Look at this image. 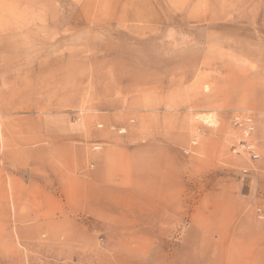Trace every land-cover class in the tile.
<instances>
[{
	"label": "rangeland",
	"instance_id": "obj_1",
	"mask_svg": "<svg viewBox=\"0 0 264 264\" xmlns=\"http://www.w3.org/2000/svg\"><path fill=\"white\" fill-rule=\"evenodd\" d=\"M0 264H264V0H0Z\"/></svg>",
	"mask_w": 264,
	"mask_h": 264
},
{
	"label": "crops",
	"instance_id": "obj_2",
	"mask_svg": "<svg viewBox=\"0 0 264 264\" xmlns=\"http://www.w3.org/2000/svg\"><path fill=\"white\" fill-rule=\"evenodd\" d=\"M97 158L101 159V157ZM109 177H111V175L108 174H106V177H104L102 166L98 163L96 168L91 171H87L86 176L83 177L81 181L86 187L89 185H95L99 187L104 182V179H108Z\"/></svg>",
	"mask_w": 264,
	"mask_h": 264
},
{
	"label": "built area",
	"instance_id": "obj_3",
	"mask_svg": "<svg viewBox=\"0 0 264 264\" xmlns=\"http://www.w3.org/2000/svg\"><path fill=\"white\" fill-rule=\"evenodd\" d=\"M250 129H251V126L248 125V126L245 128V131L248 132ZM244 147L246 148V149H245L246 152H248V153L250 154V157H251L252 159L255 160V159L258 158V155L255 153L254 148H253V146H252L251 144L246 143V144H244ZM93 148H94V149H98L99 146H93Z\"/></svg>",
	"mask_w": 264,
	"mask_h": 264
}]
</instances>
